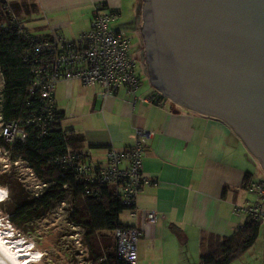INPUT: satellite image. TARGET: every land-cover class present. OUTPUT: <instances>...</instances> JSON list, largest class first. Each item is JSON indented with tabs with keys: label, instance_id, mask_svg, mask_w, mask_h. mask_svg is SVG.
Returning a JSON list of instances; mask_svg holds the SVG:
<instances>
[{
	"label": "crops",
	"instance_id": "0c3cea01",
	"mask_svg": "<svg viewBox=\"0 0 264 264\" xmlns=\"http://www.w3.org/2000/svg\"><path fill=\"white\" fill-rule=\"evenodd\" d=\"M34 1L36 12L31 20L38 21L37 36L55 33L68 39L78 37L88 30L93 7L99 4L105 11L117 13L116 27L141 24L140 0L134 4V13L128 12L133 0ZM141 81L134 91L121 88L105 99L100 97L101 85L59 81L54 90L55 107L63 116L62 122L66 111L72 115L62 128L81 136L69 148L92 162L105 164L109 147L124 150L133 146L136 128L147 132L142 171L149 182L138 192L136 207L138 213L156 212L157 220L148 223L140 214L129 216L130 225L143 231L137 243V264L196 263L203 250L201 237L208 250L214 239L231 236L247 218L234 208L255 198L244 187L245 173L251 175L248 181L255 179L251 154L225 121L173 106L151 83ZM241 215L246 218L241 220Z\"/></svg>",
	"mask_w": 264,
	"mask_h": 264
},
{
	"label": "water",
	"instance_id": "95a60500",
	"mask_svg": "<svg viewBox=\"0 0 264 264\" xmlns=\"http://www.w3.org/2000/svg\"><path fill=\"white\" fill-rule=\"evenodd\" d=\"M140 9L151 85L173 106L225 121L264 172V0H142Z\"/></svg>",
	"mask_w": 264,
	"mask_h": 264
},
{
	"label": "built area",
	"instance_id": "2783aa9c",
	"mask_svg": "<svg viewBox=\"0 0 264 264\" xmlns=\"http://www.w3.org/2000/svg\"><path fill=\"white\" fill-rule=\"evenodd\" d=\"M114 11H105L102 4L93 7L89 19V28L76 38L68 39L58 34L49 37L32 39V74L33 78L27 86L28 96L35 101L27 104L25 115L18 119H4L0 104V138L9 146L17 141H24L28 136V128L35 127L40 135H44L53 127L58 119L54 103V90L59 81L77 80L83 85H101L100 97L105 99L114 95L119 89L134 91L140 84L139 64L131 53V42L126 32L110 22L117 18ZM15 23L20 26V22ZM21 25L20 32L29 37ZM31 38V37H30ZM5 82L0 69V95ZM153 101L152 97H149ZM147 132L136 128L133 146L124 150L109 147L106 150V163L100 164L87 160L84 154L73 151L69 147L61 155L52 158L51 165L58 166L62 176L69 174L75 181L82 183L105 184L113 188L120 203L127 206L129 216L136 218L139 214L143 221L153 223L157 220L156 212L143 210L138 213L136 197L141 187L149 182L142 171L143 148ZM9 157V151L3 150ZM14 166H22L24 181L34 197L41 194L47 183L40 180L28 162L14 159ZM7 166V165H5ZM12 166V167H14ZM11 171V170H10ZM63 188L68 187L64 183ZM255 198L244 206H235L260 225L264 224V177L252 179L244 184ZM62 205L64 201H60ZM143 231L136 225L117 226L112 230L115 255L118 260L127 264H137V243Z\"/></svg>",
	"mask_w": 264,
	"mask_h": 264
},
{
	"label": "trees",
	"instance_id": "16d2710c",
	"mask_svg": "<svg viewBox=\"0 0 264 264\" xmlns=\"http://www.w3.org/2000/svg\"><path fill=\"white\" fill-rule=\"evenodd\" d=\"M35 12L34 0L11 3L0 0V69L5 82L0 104L4 119L22 117L27 113V104L35 101L34 97L28 96L26 92L33 78L31 68L34 55L31 43L36 37L49 36H37L22 27L29 36L26 37L20 32L21 24L20 26L16 24L14 19L18 20L15 14L30 15ZM57 114L59 122L57 121L44 135H40L35 127H29L26 139L22 142L17 141L12 146L0 138V147L9 151L11 160L27 161L40 180L47 183L41 194L34 197L13 171L3 173L0 176V186L6 187L12 197L7 212L9 221L24 230L27 223L45 216L56 202L69 195L74 206L71 212L74 223L84 229L87 246L90 252L93 251L96 257L102 259L100 264H127L116 258L115 245H112L110 239L103 238L99 244L95 241L96 233L104 234L107 231L112 232L117 226H126L120 222L119 215L127 206L120 203L112 187L75 181L70 174L62 176V170L51 165L53 157L64 153L70 145L74 146L81 137L71 133V129L62 128L60 120L63 116L58 111ZM250 177L249 173H245L244 181L248 182ZM64 183H67L68 187L63 188ZM2 190L4 194V188ZM2 201L4 199L0 202ZM260 228L258 222L247 217L231 236L214 239L215 244L208 250L204 247L205 238L201 237L200 245L203 250L199 260L188 264H229L241 257L254 244ZM174 231L178 232L176 228ZM179 240L181 245H185V240L181 237Z\"/></svg>",
	"mask_w": 264,
	"mask_h": 264
},
{
	"label": "rangeland",
	"instance_id": "374dc122",
	"mask_svg": "<svg viewBox=\"0 0 264 264\" xmlns=\"http://www.w3.org/2000/svg\"><path fill=\"white\" fill-rule=\"evenodd\" d=\"M6 1L8 3H11L12 1L30 2L31 0ZM135 2L136 0H133V3L131 1L129 2L128 12H131L132 10V12L134 13ZM140 2H142V0H140ZM140 13L141 9L139 7V14ZM34 14L35 13L26 15L23 13H19L15 15L32 34L37 35L38 33H40L39 29L35 28V26L38 24V21L31 20L33 19L32 16ZM117 18H119V16ZM116 22L117 20L111 21L110 24L114 25ZM131 38V49H133L134 46L138 45V40L134 37ZM141 56L142 59L139 65L140 80H142V84L150 85V82L146 77L147 71L144 56ZM144 73H146V75ZM70 114L71 113L66 111L63 122L62 119L60 120V124H62V126H66L64 125L65 122L72 118V115ZM247 153L250 155L248 150ZM250 158L252 159L251 172L254 174L255 178H260L261 176L264 177V172H262L263 170H261L259 162L254 157H252V155H250ZM12 166L14 165H12L10 162V156L8 157L7 155H5L3 153V149L0 147V176L3 173H9L11 170L16 174V176L22 177L24 181L23 176L25 173L22 170L23 165L14 167ZM28 182L29 180H26L25 184L23 183V185L31 193L33 189L26 185L28 184ZM2 188H4L7 197L6 200L4 198V201L0 202V237H2L6 242L9 241L10 245H8H12V247H14V245L11 244L13 239H21L24 244L27 243V249L30 250L33 253L32 255L34 256L32 258H29V260L31 261L29 264H100V261L102 259L96 257V254L93 251L90 252L87 246V238L85 237L84 229L74 223L71 215L72 207H74L72 197L66 195L62 200L65 202L64 205H62L60 201L56 202L45 216L27 223L25 225L27 228L22 230L17 228L11 221H9L7 212L10 208L9 204L11 203L12 197H10V193L6 187L0 186V192L2 193L3 197L4 194ZM249 198L250 196L248 197V199ZM75 204L77 205V203ZM241 217V220H244L246 218L245 215H241ZM119 220L124 225H130L131 218L129 217V212L127 210H124L122 213H120ZM261 229L262 234L261 236L257 237L254 244L241 257L233 260L229 264H264V224L261 225ZM106 237L107 239H110L113 245L114 239L111 231L104 232V234H102V232L96 233L95 241L97 244H99L100 241H102L103 238L105 239ZM38 255L39 258H37Z\"/></svg>",
	"mask_w": 264,
	"mask_h": 264
},
{
	"label": "bare ground",
	"instance_id": "6f19581e",
	"mask_svg": "<svg viewBox=\"0 0 264 264\" xmlns=\"http://www.w3.org/2000/svg\"><path fill=\"white\" fill-rule=\"evenodd\" d=\"M6 197V192L4 193V197L0 192V201ZM8 244L10 245L9 241L6 242L0 237V264H29L31 262L29 258L34 256L32 255L33 253L27 249V243L24 244L21 239H13L11 244H13L14 247ZM37 258H39V255Z\"/></svg>",
	"mask_w": 264,
	"mask_h": 264
},
{
	"label": "flooded vegetation",
	"instance_id": "af4514ba",
	"mask_svg": "<svg viewBox=\"0 0 264 264\" xmlns=\"http://www.w3.org/2000/svg\"><path fill=\"white\" fill-rule=\"evenodd\" d=\"M140 19H141V16H140ZM130 23L132 24L134 23V21L133 22L131 21ZM127 25L128 26H124L122 29L126 32L128 37L130 38V42L132 40L131 37H134L138 40V45L134 46L133 49H131L133 51V52L131 51V53L133 54V56L135 57L139 65L142 59L141 55L144 56L145 66H146V71H147L146 58H145V45H144L143 37L140 31L141 24L136 25V26H133V25L130 26L129 24ZM131 46H132V42H131Z\"/></svg>",
	"mask_w": 264,
	"mask_h": 264
}]
</instances>
